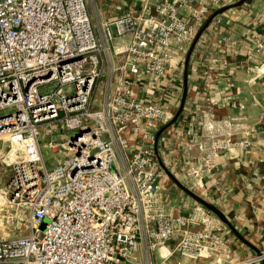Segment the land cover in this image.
<instances>
[{
  "label": "built area",
  "instance_id": "2783aa9c",
  "mask_svg": "<svg viewBox=\"0 0 264 264\" xmlns=\"http://www.w3.org/2000/svg\"><path fill=\"white\" fill-rule=\"evenodd\" d=\"M235 1L0 0V141L17 151L0 171V264L264 262L237 255L201 204L172 210L160 185L176 58ZM58 129L71 135L46 142L65 153L48 169L39 139Z\"/></svg>",
  "mask_w": 264,
  "mask_h": 264
},
{
  "label": "crops",
  "instance_id": "0c3cea01",
  "mask_svg": "<svg viewBox=\"0 0 264 264\" xmlns=\"http://www.w3.org/2000/svg\"><path fill=\"white\" fill-rule=\"evenodd\" d=\"M238 1L210 20L188 59L191 45L178 54V75L162 101L175 116L184 92L185 98L157 148L165 149L160 185L172 210L198 203L187 191L195 193L225 217L226 223L218 218L217 223L230 234L235 253L245 256L264 250V0L233 6ZM258 40L263 41L260 50ZM233 100L242 107H234ZM227 137L248 141L213 151V141ZM206 158L212 159L209 167L202 165ZM191 166L197 168L194 176L188 174Z\"/></svg>",
  "mask_w": 264,
  "mask_h": 264
},
{
  "label": "rangeland",
  "instance_id": "374dc122",
  "mask_svg": "<svg viewBox=\"0 0 264 264\" xmlns=\"http://www.w3.org/2000/svg\"><path fill=\"white\" fill-rule=\"evenodd\" d=\"M56 135L53 136H46L42 137L39 140L40 144V152L43 157V160L45 162V166L48 169H52L57 163V161L64 156V151L62 150H57L56 152L53 153V151L46 146V142L48 140H52L54 142H61L64 141L68 136H70V132L64 131L63 129L61 130H56ZM9 142L8 141H0V153L3 152V155H8L10 152L9 150ZM13 152V157L17 155V151L14 150ZM7 158V157H6ZM5 157H0V171L2 173V176L4 179H7V177L10 174V166L7 165L10 160L6 159Z\"/></svg>",
  "mask_w": 264,
  "mask_h": 264
},
{
  "label": "water",
  "instance_id": "95a60500",
  "mask_svg": "<svg viewBox=\"0 0 264 264\" xmlns=\"http://www.w3.org/2000/svg\"><path fill=\"white\" fill-rule=\"evenodd\" d=\"M245 0H239L237 3L233 4V6H236V5H239L241 4L242 2H244ZM229 6H225V7H222V8H219L217 9L215 12H213V14L211 15V17L205 22V24L202 26V28L198 31V33L196 34V37L194 38L191 46H190V49H189V52L187 54V59L190 55V52L196 42V39L198 38V36L200 35V33L206 28V26L208 25V23L210 22V20L215 16L217 15L218 13L224 11L225 9H227ZM33 78H31L30 80H28V82H30L31 80H33ZM185 91V90H184ZM184 98H185V92L183 93L182 95V100H181V103H180V106L174 116V118L171 120V122H173V120L175 119V117L178 116L179 112L181 111L182 109V106H183V101H184ZM163 130V128H161L159 131H158V134ZM187 191V190H186ZM187 193L193 197L199 204H201L202 206H204L206 209H208L209 211H211L219 220L223 221V222H227L225 220V217L221 214V212L215 207L213 206L212 204H210L209 202H207L206 200L202 199L201 197L197 196L195 193L191 192V191H187ZM45 221L42 222L41 226L43 227Z\"/></svg>",
  "mask_w": 264,
  "mask_h": 264
},
{
  "label": "bare ground",
  "instance_id": "6f19581e",
  "mask_svg": "<svg viewBox=\"0 0 264 264\" xmlns=\"http://www.w3.org/2000/svg\"><path fill=\"white\" fill-rule=\"evenodd\" d=\"M12 158H13V152L10 151V152L8 153V155H7V159H8V160H11Z\"/></svg>",
  "mask_w": 264,
  "mask_h": 264
}]
</instances>
